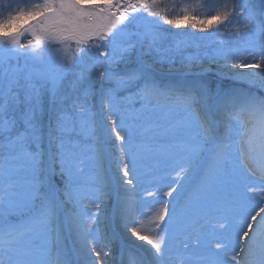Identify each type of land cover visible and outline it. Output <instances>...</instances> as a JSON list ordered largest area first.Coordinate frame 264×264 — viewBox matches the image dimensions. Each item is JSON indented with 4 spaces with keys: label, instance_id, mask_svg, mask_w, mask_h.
I'll list each match as a JSON object with an SVG mask.
<instances>
[{
    "label": "snow or ice",
    "instance_id": "6c2138e0",
    "mask_svg": "<svg viewBox=\"0 0 264 264\" xmlns=\"http://www.w3.org/2000/svg\"><path fill=\"white\" fill-rule=\"evenodd\" d=\"M197 7L0 0V264H264V6Z\"/></svg>",
    "mask_w": 264,
    "mask_h": 264
},
{
    "label": "rangeland",
    "instance_id": "374dc122",
    "mask_svg": "<svg viewBox=\"0 0 264 264\" xmlns=\"http://www.w3.org/2000/svg\"><path fill=\"white\" fill-rule=\"evenodd\" d=\"M29 2H31V0H29ZM169 2H173V0H169ZM175 3L181 4V5H191V10L194 12V14L199 15L200 12L202 11L201 9H199L197 7V5L201 2V0H174ZM238 3V2H237ZM12 4V3H11ZM258 7H260L259 4H257ZM264 6V4H263ZM6 11V8L4 9H0V13ZM179 11V8L177 9V12ZM165 29L170 31V34L172 35H178L181 38L184 39H188V40H199V38L201 37H206L207 33H201L198 32L196 30L191 29L190 27H181V28H172L171 26L168 25H164L163 26ZM213 32H215V30H212ZM31 37L28 36L27 34H25L24 37H22V40H27L30 39ZM213 39L219 40V39H228V36L225 34L223 36H214ZM189 52H194L195 49L194 48H189L188 50ZM208 61L205 59L204 63H207ZM96 77V83L97 86L99 85V83L101 82V77L99 73L95 74ZM205 78L207 80H210L213 82V84H219L221 87L223 88H229V87H243V88H247L248 86L245 84H239V83H234L232 81L229 80H220V78L216 75L215 72H211V73H207L205 75ZM261 95H264V93H260ZM122 95H127V93H122ZM96 103L98 104V100L96 101ZM139 105H137L138 107ZM148 164H150L151 166L157 167L159 172L161 174H165L167 173L170 169L168 168V162L166 160V158L164 156H158L156 157L154 160L152 161H148ZM171 178H175V174L172 173V177ZM170 182L169 180H165V183ZM175 186V185H173ZM141 187H149V190H152L150 185L147 183V179L145 180V183L141 186ZM191 188V184L189 183L187 185V187L182 190L184 192V194L186 195L188 193V191ZM165 191L167 190L166 188L164 189ZM143 193L140 192L139 196H142ZM150 201H145V206L144 208H142L141 210L144 211L147 209V206H149ZM158 207V205H157ZM101 208L104 210V216L107 217V220L105 222V225L101 226V230L105 233L106 239H108V237L111 238V240H113V237H111L112 235L114 236V233H116V231H118V228L115 227L116 224H118V226L120 227V221L116 215V211H115V201L114 199H109L106 203L101 204ZM115 228V229H114ZM115 231V232H114ZM109 238V239H110ZM118 240L120 242L121 245H124L123 243H126L127 245H136L133 241H131L130 239H128L125 235H122L120 237H117ZM116 238V239H117ZM126 238L128 240H126ZM105 241H100L98 246H102L104 244ZM108 250V249H105ZM132 250H135L134 248Z\"/></svg>",
    "mask_w": 264,
    "mask_h": 264
},
{
    "label": "bare ground",
    "instance_id": "6f19581e",
    "mask_svg": "<svg viewBox=\"0 0 264 264\" xmlns=\"http://www.w3.org/2000/svg\"><path fill=\"white\" fill-rule=\"evenodd\" d=\"M115 227L118 228V231H116V233H114V236L113 235L111 236V237H113V240H111V238L108 237L107 241L113 245V247L117 250L118 253L130 252V251L131 252H138V251L142 250L143 247L146 246L144 241L137 240L135 237L131 236V234L124 228L122 222L120 223V227L118 226V224H116ZM122 235H125L128 239L133 241L136 245L131 246V245H127L126 243H123L124 245H121L120 242L117 241L118 240L117 237H120ZM127 238H126V240H128ZM147 247H150V246H147ZM133 248L135 250H132ZM118 264H119V262H118Z\"/></svg>",
    "mask_w": 264,
    "mask_h": 264
},
{
    "label": "trees",
    "instance_id": "16d2710c",
    "mask_svg": "<svg viewBox=\"0 0 264 264\" xmlns=\"http://www.w3.org/2000/svg\"><path fill=\"white\" fill-rule=\"evenodd\" d=\"M5 4H16V3H23L26 2V0H3ZM29 2V0H27ZM234 2H239V0H234ZM256 4H259L260 6H263L264 0H255Z\"/></svg>",
    "mask_w": 264,
    "mask_h": 264
}]
</instances>
